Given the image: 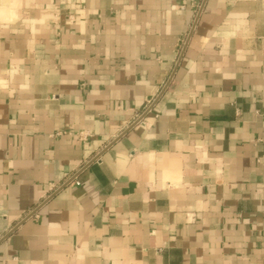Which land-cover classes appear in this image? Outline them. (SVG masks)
Listing matches in <instances>:
<instances>
[{"label": "crops", "instance_id": "crops-1", "mask_svg": "<svg viewBox=\"0 0 264 264\" xmlns=\"http://www.w3.org/2000/svg\"><path fill=\"white\" fill-rule=\"evenodd\" d=\"M0 264H264V0H0Z\"/></svg>", "mask_w": 264, "mask_h": 264}, {"label": "water", "instance_id": "water-1", "mask_svg": "<svg viewBox=\"0 0 264 264\" xmlns=\"http://www.w3.org/2000/svg\"><path fill=\"white\" fill-rule=\"evenodd\" d=\"M98 157V155L97 156H95L91 161H93L94 159H96Z\"/></svg>", "mask_w": 264, "mask_h": 264}]
</instances>
